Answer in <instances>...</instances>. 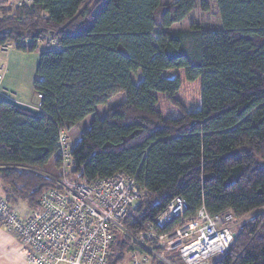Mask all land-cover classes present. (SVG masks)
Returning a JSON list of instances; mask_svg holds the SVG:
<instances>
[{
	"label": "trees",
	"instance_id": "16d2710c",
	"mask_svg": "<svg viewBox=\"0 0 264 264\" xmlns=\"http://www.w3.org/2000/svg\"><path fill=\"white\" fill-rule=\"evenodd\" d=\"M7 2L0 0V46L34 51L50 36L56 44L40 53V110L0 98V174L10 205L23 199L35 208L55 185L44 173L60 131L124 92L123 103L81 133L70 178L136 177L144 198L124 220L136 237L175 196L188 208L166 231L197 219L201 207L232 211L236 236L211 262L264 264V0H216L220 30L170 29L195 0ZM180 91L197 110L182 104ZM113 247L120 255L110 264H123L133 242L118 234Z\"/></svg>",
	"mask_w": 264,
	"mask_h": 264
},
{
	"label": "built area",
	"instance_id": "2783aa9c",
	"mask_svg": "<svg viewBox=\"0 0 264 264\" xmlns=\"http://www.w3.org/2000/svg\"><path fill=\"white\" fill-rule=\"evenodd\" d=\"M51 44L46 42L45 48ZM14 47L13 42H7L0 51L8 53ZM6 73L2 62L0 98L17 103L15 94L3 86ZM37 94L41 100L43 95ZM70 131H60L61 174L52 178L55 185L40 195L31 214L21 215L0 194V226L17 235L29 264H110L118 234L132 239L128 264H150L153 259L168 264L172 259L182 264H209L228 250L235 237L232 224L236 219L229 210L211 214L201 207L197 219L166 231L188 208L182 196H175L140 236L132 235L124 220L144 198L136 177L120 171L92 182L70 178L75 147Z\"/></svg>",
	"mask_w": 264,
	"mask_h": 264
},
{
	"label": "rangeland",
	"instance_id": "374dc122",
	"mask_svg": "<svg viewBox=\"0 0 264 264\" xmlns=\"http://www.w3.org/2000/svg\"><path fill=\"white\" fill-rule=\"evenodd\" d=\"M10 3L7 2V5L14 6V3L18 1L28 2L29 0H9ZM96 0H88V4H92V2H95ZM163 5H170L174 4L176 0H162ZM204 7H208L207 10L204 9ZM1 8V6H0ZM192 24H198L201 26L204 30H220L222 29V23L220 19V15L218 12V7L216 4V0H195V7L193 11L189 14V16L183 20L180 23L174 24L170 29L171 30H188L190 29ZM52 42L51 48L55 47V40L54 37H48L47 40H41L38 43V47L34 51H24L21 48H12L9 50V53H4L0 51V63L5 62L6 68L9 70V74L7 76V81L10 83V85L15 86L19 88L20 90H23L22 97L24 99H27L29 97L35 98L34 101H29L32 105H29L32 109L38 108V94L34 90V81L36 79L37 74V66L39 64V58L40 53L45 50V44L46 42ZM26 42V41H25ZM28 42V40H27ZM30 44V43H29ZM6 60V61H5ZM8 72V71H7ZM7 74V73H6ZM5 74V75H6ZM133 81L135 83H138L142 79V73L141 71H138L132 75ZM11 91V89H8ZM14 92V91H11ZM16 92V91H15ZM22 97L16 96V102L20 103L23 102ZM176 97L184 104L190 111L197 110L198 106L195 105L192 101V99L187 96L183 91H180L177 93ZM126 100V94L124 92H120L116 95H114L112 98L108 100L106 104H101L97 106L96 111L92 113L90 116V121L87 120L85 122H82L80 126H77L73 128L70 131V135L72 138V141L75 143L78 142L81 133L84 129L89 128L92 124V122L96 118H104L107 111L110 108H113L121 103H123ZM92 119V120H91ZM82 128V131H81ZM81 131V133H80ZM60 157L59 153L57 152L49 161L47 164V167L45 169V175L47 174L51 179L56 176H60L61 171L55 166L56 160ZM1 181V179H0ZM21 207H24L25 210L32 211L29 205L26 202H23L20 207H17V211L23 215L25 214V211L21 209ZM36 208V207H35ZM258 210V209H257ZM264 212V208L261 210ZM256 213V212H255ZM251 214L247 218H250L253 216ZM120 233V232H119ZM130 248L127 250V253L124 254V262L123 264H128V260L130 259ZM112 258H117L120 254V251L116 247H112ZM167 258L169 255H166ZM157 260V259H156ZM172 264H182L177 259H172ZM215 261H210L209 264H214ZM155 264H168L165 261H162L158 259V262Z\"/></svg>",
	"mask_w": 264,
	"mask_h": 264
},
{
	"label": "crops",
	"instance_id": "0c3cea01",
	"mask_svg": "<svg viewBox=\"0 0 264 264\" xmlns=\"http://www.w3.org/2000/svg\"><path fill=\"white\" fill-rule=\"evenodd\" d=\"M21 3H23V1H18L16 3H14V6L20 5ZM8 53H9V51H8ZM7 71L8 72L5 75L4 80H3V86L7 89H11V91H14L13 93L15 94V96L22 97L23 90H20L19 88L10 85V83L7 81V76L9 74V70L7 69ZM34 90H35V88H34ZM22 99H24V98L22 97ZM34 99L35 98L28 96L27 99L22 100V101H24V103L20 102L19 105H21L25 108H31L29 105H32V104L29 101H34ZM37 100H38V104H37L38 108L35 110H40L41 100L39 98H37ZM91 115L92 114L88 115L81 122H79V124H77L75 127L80 126L81 123L85 122L86 120L88 123V120L90 121L89 118H91L90 117ZM81 131H82V128H81ZM81 131H80V133H81ZM0 179H1V181H0V194L5 196V195H7V192L5 190L7 186H6L5 182L3 181L1 174H0ZM19 200L20 201H19L18 205L15 206L16 209H18L17 207H20L23 202H26L32 210L31 205L26 200H23V199H19ZM21 209H23L25 211V214H23V216H28L36 208H33L32 211L25 210L24 207H21ZM157 262L158 261H155V262L152 261L150 264H155ZM0 264H29L26 260L25 253L22 250L21 243H20L17 235L4 230L1 226H0Z\"/></svg>",
	"mask_w": 264,
	"mask_h": 264
},
{
	"label": "water",
	"instance_id": "95a60500",
	"mask_svg": "<svg viewBox=\"0 0 264 264\" xmlns=\"http://www.w3.org/2000/svg\"><path fill=\"white\" fill-rule=\"evenodd\" d=\"M28 43H32V40H31V39H29V40H28ZM234 236H236V233H235V235H234Z\"/></svg>",
	"mask_w": 264,
	"mask_h": 264
}]
</instances>
